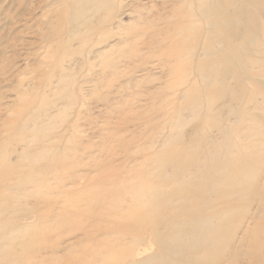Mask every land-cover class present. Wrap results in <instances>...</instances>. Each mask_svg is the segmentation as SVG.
Returning a JSON list of instances; mask_svg holds the SVG:
<instances>
[{
	"label": "bare ground",
	"instance_id": "6f19581e",
	"mask_svg": "<svg viewBox=\"0 0 264 264\" xmlns=\"http://www.w3.org/2000/svg\"><path fill=\"white\" fill-rule=\"evenodd\" d=\"M58 1L62 8L55 18L61 25L53 27V34L62 37L66 33L71 37L68 29L73 24L86 26L90 32L100 31L123 3ZM159 1L133 8L136 13L145 11L146 18L140 16L137 21L142 25L134 31L126 60H143L147 52L162 61L171 80L155 92V98L164 99L158 108L180 126L187 122L183 112L194 108L199 113L198 122L187 137L182 127L174 137L176 127L170 124L158 129L156 123L146 125L137 136L127 137L129 115H144L126 113L125 107L132 104L126 98L114 110L117 124L111 127L106 123L96 129L98 141L84 143L82 136L73 134L76 144L52 145L60 148L58 157L47 159L42 154L32 156L31 165L17 160L1 167L0 264H234L239 255L233 252L234 236L251 210L246 201L257 202L258 207L250 213L237 248L246 244L248 264H264V239L257 237L264 232V167L260 171L251 167L247 155L235 154L231 146L226 151L228 157L219 159L220 149L230 136L262 135L258 121L264 123V115L253 111L262 107L257 103L253 110L246 109L257 102L253 95L241 110H229L241 123L247 121V128L232 127L228 115L223 117L222 109L215 107L224 100L227 89L236 88L230 102L242 96L238 75L246 63L242 64L240 51L254 42V11L264 5V0ZM101 14V20L92 22ZM225 63L228 73L220 69ZM107 71L102 70L99 76L105 79ZM241 73L247 79L258 75ZM179 74L195 79L176 85L172 78ZM102 84L94 82V90ZM256 84L253 82L252 87L257 88ZM110 87L106 89L110 91ZM257 95L264 101L263 93ZM103 98L110 100L108 93ZM168 104L174 109L163 111ZM91 122L89 118L87 123ZM71 127L79 128L77 119ZM149 129L165 131L169 138L158 157L154 147L143 154L144 163L155 158L156 167H125L133 157L130 151L140 150L138 140L153 138V133L146 134ZM207 130H215L221 140L207 141ZM202 139L208 152L198 155L197 141ZM256 141L250 142L251 146ZM16 142L24 145L26 155L30 154L22 139ZM241 145L248 149L250 144ZM94 151L103 159L91 156L86 160L85 156ZM118 156H124L125 161L116 163ZM37 160L42 165L33 167ZM256 162L263 163L254 158ZM145 251L149 252L142 256Z\"/></svg>",
	"mask_w": 264,
	"mask_h": 264
},
{
	"label": "rangeland",
	"instance_id": "374dc122",
	"mask_svg": "<svg viewBox=\"0 0 264 264\" xmlns=\"http://www.w3.org/2000/svg\"><path fill=\"white\" fill-rule=\"evenodd\" d=\"M159 2V0H123L119 13H114L111 21L107 22L100 31L90 32L86 26L73 24L68 29L71 30V37L69 33L62 37L53 34V27L60 28L61 25L57 24L55 18L56 11L61 12L62 8L58 0H21L20 6L18 0H0V168L15 164L17 160L22 164L31 165L33 162L31 157L42 154H46L47 159L58 157L60 148H52V145L58 142L59 145L66 142L76 144L77 139L71 138L73 134L82 136L84 143L98 141L96 129L106 123L111 127L117 124V113L114 110L120 103H124L123 100L126 98L131 99L132 104L130 107H125V112L133 111L145 117L134 118L133 115H129L127 137L135 134L137 136L146 125L153 123L158 125V129L170 124L176 127L174 137L177 132H181V127L186 137L190 134L191 128L199 119V113L194 108L183 112L187 121L183 126L167 118L165 112L158 108L159 104L164 103V99L155 98V92L160 91L171 80L163 62L147 52L144 53L143 60H126L127 53L132 49L131 42L135 39H132L134 31L142 25L137 21L140 16L146 18L145 11L136 13L133 12V8L140 5L148 7L152 3ZM254 17L257 24L254 42L246 45L249 47L247 50L240 51V60L242 64L246 63V67L239 68L238 75L239 83L242 82L240 85H243L242 89L239 86L241 91L239 96H242L238 101L230 102L229 98L236 88L227 89L224 100L215 104L216 109H222L223 117L228 115L232 127L247 128L249 125L247 121L242 123L238 121V117H234L229 110H241L246 100L253 95L257 102L249 104L246 109L253 110L259 103L262 109L253 111L264 115V101L257 95V93L264 94L262 86L264 84V5L254 11ZM101 18L103 14L92 18V22H97ZM56 49L57 52L54 51ZM104 69L108 74L105 79L99 76ZM220 69L229 72L226 63L221 64ZM242 70L248 74L257 72L258 75L247 79L246 75L241 73ZM194 79V76L184 77V74L172 78L176 85L183 81L193 82ZM224 80L227 84L234 85L231 79L224 78ZM96 81L103 83L98 90L93 88ZM256 81L259 84H256ZM253 82L258 86L257 88L252 87ZM108 85L111 86L110 91L106 89ZM174 92L173 90L169 95L172 96ZM107 93L110 96L108 101L103 98ZM181 100L180 98L179 101ZM165 107L163 111H170L175 106L168 104ZM89 118L92 120L91 123H87ZM75 119L79 128L74 129L71 125ZM258 125L262 135L248 137L240 134L239 138L230 136L222 145V150L220 149L219 159L228 157L226 151L231 146L235 154L247 155V160L252 162L251 167H258L259 171L263 170L264 123L258 121ZM151 133L154 134L153 138L138 140L140 150L130 151V156L133 157L124 163L125 167H156V159L151 158L144 163L143 154L154 147V156L158 157L169 138H166L165 131L156 132L153 129L146 131V134ZM207 133V141L217 137L216 140H221L215 130H207ZM59 135L63 136L59 138ZM20 139L24 141L26 148L27 146L30 148V154H25L23 144H16V140ZM254 141L256 143L251 146ZM241 142L250 144L248 149H244ZM197 143L200 145V151L197 150L198 155L207 154L203 139L198 140ZM91 156L103 159L97 151L87 154L85 159L88 160ZM254 158L262 160L263 163H253ZM122 161H125L124 156H118L116 163ZM33 165L40 167L42 161L37 160ZM246 203L251 208L250 213L258 207L257 202L246 201ZM243 205L244 203L241 202L240 206ZM250 213L246 215V219L234 236L236 244L233 252L237 251L239 254L234 264H248L244 256L246 244L239 248L237 245L243 240L244 226L250 219ZM257 237L264 239V232L259 233ZM68 241L65 240L66 243ZM148 252L145 251L141 255L145 256ZM261 252L264 254V246Z\"/></svg>",
	"mask_w": 264,
	"mask_h": 264
}]
</instances>
